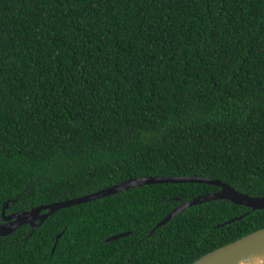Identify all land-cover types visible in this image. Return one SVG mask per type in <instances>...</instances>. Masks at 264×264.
<instances>
[{"label":"trees","instance_id":"1","mask_svg":"<svg viewBox=\"0 0 264 264\" xmlns=\"http://www.w3.org/2000/svg\"><path fill=\"white\" fill-rule=\"evenodd\" d=\"M176 175L264 195V0H0L3 213ZM215 190L143 184L57 209L0 236V264H186L264 227V209L221 199L149 233Z\"/></svg>","mask_w":264,"mask_h":264},{"label":"water","instance_id":"2","mask_svg":"<svg viewBox=\"0 0 264 264\" xmlns=\"http://www.w3.org/2000/svg\"><path fill=\"white\" fill-rule=\"evenodd\" d=\"M205 183L217 187V190L196 195L188 200L180 202L178 205L168 211L150 230L163 225L174 215L192 205L200 204L210 200H227L233 204L242 205L250 208V210L264 209V195L251 196L246 193H240L234 190L228 184L217 179L201 177V176H141L125 179L121 182L100 188L96 191L86 193L80 196L55 201L47 204L36 205L28 210H18L7 215L3 213L7 207L4 202L0 210V236H4L12 232L20 225L27 224L30 230L40 224L47 216L60 208L68 207L74 204L86 202L109 194H113L134 186L153 183ZM244 214L232 217L224 221L229 223L233 220L241 218ZM130 231L119 232L105 238V241H111L126 236ZM59 234L56 235L57 238ZM52 250V249H51ZM264 256V227L250 231L232 241L220 245L208 252L200 255L196 259L186 264H236L238 262H247Z\"/></svg>","mask_w":264,"mask_h":264},{"label":"bare ground","instance_id":"3","mask_svg":"<svg viewBox=\"0 0 264 264\" xmlns=\"http://www.w3.org/2000/svg\"><path fill=\"white\" fill-rule=\"evenodd\" d=\"M236 264H264V256H262L261 258H257V259H252L249 260L247 262H238Z\"/></svg>","mask_w":264,"mask_h":264},{"label":"flooded vegetation","instance_id":"4","mask_svg":"<svg viewBox=\"0 0 264 264\" xmlns=\"http://www.w3.org/2000/svg\"><path fill=\"white\" fill-rule=\"evenodd\" d=\"M9 213H11V212H6V213H4L5 215H7V214H9ZM0 221H3V220H0ZM27 225V224H26Z\"/></svg>","mask_w":264,"mask_h":264}]
</instances>
